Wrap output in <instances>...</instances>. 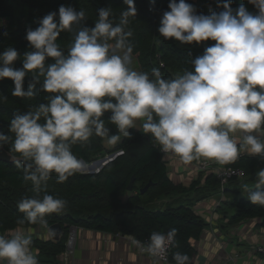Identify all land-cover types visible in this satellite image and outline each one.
<instances>
[{
    "label": "clouds",
    "instance_id": "obj_1",
    "mask_svg": "<svg viewBox=\"0 0 264 264\" xmlns=\"http://www.w3.org/2000/svg\"><path fill=\"white\" fill-rule=\"evenodd\" d=\"M123 2L127 8L118 23L111 19L112 9L104 7L93 27L85 26L83 9L62 5L48 13L38 27L26 29L32 51L24 53L22 68L13 67L20 59L16 49L0 53V80L13 82L12 96L33 98L37 84L48 94L46 103L13 114L9 131L14 138L0 132V148L11 140L17 162L23 163V180L34 193L17 202L24 214L20 224L47 227L45 217L65 209L66 201L47 194L46 188L53 174L62 183L84 169L72 152L74 144H85L93 135L115 144L121 136L131 138L129 130L138 121L163 153L183 164L206 160L227 165L242 151L264 159V0H248L255 13L244 4L233 9L232 0H223L217 5L223 10L208 15L197 14L186 0H169L160 36L182 45L215 42L190 61L192 70L172 79L164 78L159 68L149 74L132 66L128 25L137 10L134 0ZM62 32L73 34L67 51L57 43ZM106 113L118 134L110 135ZM257 176L256 190L247 184L243 188L252 204L264 206V168ZM176 235L175 228L153 231L146 244L135 238L131 244L158 261ZM31 246L30 232L0 234V262L39 264ZM172 259L174 264L190 261L180 252Z\"/></svg>",
    "mask_w": 264,
    "mask_h": 264
},
{
    "label": "trees",
    "instance_id": "obj_2",
    "mask_svg": "<svg viewBox=\"0 0 264 264\" xmlns=\"http://www.w3.org/2000/svg\"><path fill=\"white\" fill-rule=\"evenodd\" d=\"M0 0V53L6 48L17 50L20 59L14 62V68H22V57L32 51L25 39L26 29L38 27V21L50 12H58L60 6H71L86 12L85 26L93 27L98 18V10L104 7L112 9L111 19L118 23L120 13L127 6L123 0ZM178 2V0H177ZM193 5L197 14L208 15L209 11H222L217 5L223 0H186ZM169 0H134L136 17L130 18L128 29L133 35L130 42L133 46V60L138 71L151 73L159 68L166 79L175 78L185 70H192L190 61L202 55L206 47L214 41L200 44L182 45L174 39L165 40L160 36L158 27L165 11H168ZM244 4L250 12L256 9L248 0H232L231 7L236 9ZM72 33L62 32L57 43L67 51L72 43ZM49 59L46 63H51ZM31 75H26L24 88L27 90ZM42 82V78H41ZM13 82L10 79L0 80V132L14 138L9 131V122L16 112L26 113L40 103H46L47 93L35 86L33 98L12 96ZM110 114L103 119L111 134H118L115 125L109 121ZM131 138L121 136L119 142L106 146V139L93 135L85 144H74L72 152L79 159L89 163L106 154H117L104 163L96 172H78L65 182H57L53 174L47 182L46 193L66 201L65 209L57 214L45 217L47 227L58 222L62 234L58 240L32 237V249L40 264H54L56 256L65 249V242L70 226L112 236H121L125 240L135 238L144 241L153 231L167 232L177 229L174 244L171 245L168 261L174 264L173 254H187L191 264L195 252L192 243L197 240L208 226V219L198 213L195 202L222 192L218 179L210 172L198 173L188 185L175 183L169 176L164 153L154 142L150 134L143 129H130ZM4 148L11 154L12 143L9 140ZM233 166L244 171L242 178H231L224 186L222 198L233 212L227 214L231 223H240L248 219H262L264 206L252 204L248 192L243 188L247 184L250 191L256 190L258 172L264 168V159L259 156H240ZM23 163L0 161V233L17 229L36 228L25 222L17 208V202L24 196H32V185L23 180ZM203 174V175H202ZM132 178V187L127 185ZM152 183L143 191L148 181ZM43 195V193H42ZM131 244V242H130ZM135 251V250H134ZM136 252V251H135ZM137 254V252H136ZM139 255V254H138ZM147 255V254H143Z\"/></svg>",
    "mask_w": 264,
    "mask_h": 264
},
{
    "label": "crops",
    "instance_id": "obj_3",
    "mask_svg": "<svg viewBox=\"0 0 264 264\" xmlns=\"http://www.w3.org/2000/svg\"><path fill=\"white\" fill-rule=\"evenodd\" d=\"M141 125L142 122L138 121L136 129L141 130ZM246 154L249 155L247 152ZM164 157L169 176L175 183L188 185L200 173L195 169L197 160L191 164H183L178 157L172 154L164 153ZM223 191H219L220 199L218 201L215 198L216 195H213L195 202V210L197 209L198 213L208 219V226L203 230L201 236L192 243L195 252L191 264H264L262 256L253 251L255 245L264 243V222L260 218L231 223L228 217L223 216V212L226 211L227 214H230L233 209L232 212L225 208L220 212L218 209L220 201L222 202L224 199L222 198ZM17 230L8 233L11 234ZM21 230L25 233L30 232L31 236L49 238L48 227L39 224L31 230L29 228ZM34 254L36 253L34 252ZM58 263L173 264L169 261H154V258L148 255L136 254L132 244L121 236H112L77 227L73 252L70 255L60 252L56 256L54 264ZM0 264H6V261L0 262Z\"/></svg>",
    "mask_w": 264,
    "mask_h": 264
},
{
    "label": "built area",
    "instance_id": "obj_4",
    "mask_svg": "<svg viewBox=\"0 0 264 264\" xmlns=\"http://www.w3.org/2000/svg\"><path fill=\"white\" fill-rule=\"evenodd\" d=\"M243 155H245V152L242 151L240 156H243ZM195 169L198 172H210L213 175H215V177L218 179L220 183V189L222 191L224 189V185L228 182L229 179L242 178L244 175V171L241 167L233 166L231 164L221 165L214 161H206V160H197L195 163ZM75 231H76L75 226L69 227V235L67 237V241L65 242V249L62 251L64 255H70L73 252ZM0 234L6 235V236L10 235L8 232H3ZM148 238H146L142 242L146 244L148 242ZM133 248L138 254H146L135 246H133ZM170 248H171V245L169 246L167 250L166 256L160 258L158 261H161V262L168 261V255H169ZM253 251L260 254L262 258L264 259V243H259L255 245ZM58 264H61V263H58Z\"/></svg>",
    "mask_w": 264,
    "mask_h": 264
},
{
    "label": "water",
    "instance_id": "obj_5",
    "mask_svg": "<svg viewBox=\"0 0 264 264\" xmlns=\"http://www.w3.org/2000/svg\"><path fill=\"white\" fill-rule=\"evenodd\" d=\"M94 3H97L96 0H90ZM117 152H112L109 154L104 155L103 157L97 158L89 163H86L82 158H80L85 166H89V170L85 171V169H83L81 172L85 173V172H96L98 171L101 167H99V169L96 170L95 167H97L98 165H100L103 161L107 162L110 159H112ZM15 158V159H14ZM19 160V156H15L13 154H11L9 151H7L4 147L0 148V161H5V162H17ZM85 168V167H84ZM152 182L149 180L143 187L140 188V192H143ZM132 187V178L130 179L128 185H127V189L130 190ZM48 232H49V238L53 239V240H58L62 234V227L58 222H53L51 224L48 225Z\"/></svg>",
    "mask_w": 264,
    "mask_h": 264
},
{
    "label": "rangeland",
    "instance_id": "obj_6",
    "mask_svg": "<svg viewBox=\"0 0 264 264\" xmlns=\"http://www.w3.org/2000/svg\"><path fill=\"white\" fill-rule=\"evenodd\" d=\"M136 70L138 69L137 68V65H136V63L134 62V60H133V65H132ZM112 144H109V143H107V141H106V146L107 147H110ZM117 154V153H116ZM104 163H106L105 161H103L100 165H98L97 167H95L96 168V170L97 169H99V167H101ZM85 171H88L89 170V168L88 167H86L85 166ZM216 199H217V201L220 199V196H219V194H216V197H215ZM224 200V199H223ZM223 208H225L226 210H230V212H232V207L231 206H227L225 203H224V201H220V208H218L219 209V211L221 212L222 210H223ZM197 210V209H196ZM229 212V211H228ZM68 235H69V230H68V234H67V237H68ZM67 241V240H66Z\"/></svg>",
    "mask_w": 264,
    "mask_h": 264
},
{
    "label": "bare ground",
    "instance_id": "obj_7",
    "mask_svg": "<svg viewBox=\"0 0 264 264\" xmlns=\"http://www.w3.org/2000/svg\"><path fill=\"white\" fill-rule=\"evenodd\" d=\"M245 155H247V154H246V152H245ZM86 167H88V168H89V166H88V165H87Z\"/></svg>",
    "mask_w": 264,
    "mask_h": 264
}]
</instances>
